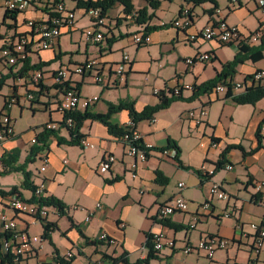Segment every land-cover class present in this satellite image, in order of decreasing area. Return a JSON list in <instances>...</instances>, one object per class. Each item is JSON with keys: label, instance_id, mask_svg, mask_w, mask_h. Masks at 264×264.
<instances>
[{"label": "crops", "instance_id": "1", "mask_svg": "<svg viewBox=\"0 0 264 264\" xmlns=\"http://www.w3.org/2000/svg\"><path fill=\"white\" fill-rule=\"evenodd\" d=\"M64 1L66 7L75 13L74 31L65 29L53 49L31 52L26 61L14 67L0 59V79H5L0 89V114L5 112L10 116L14 130L12 138L0 142V173H3L0 175V210L16 218L19 227L26 228L31 235L44 236L41 221L17 216L7 206V195L1 194V191L9 193L13 187H18L24 199L32 200L34 197L31 190L22 188L23 173L4 163L8 154L14 151L17 152L18 160L15 167L27 165L26 171L32 174L34 185L44 181L48 195L59 199L65 206L64 215L55 207H50L47 221L55 223L58 228L51 233V240L43 239L39 253L23 264H54L57 256L61 257L69 250L76 253L74 264H115L114 260L124 255L127 264H249L254 259L251 255L254 232L251 224H264V204L261 203L264 187L259 193L254 188L257 182L264 183V135L260 132L264 124V98L256 104H238L226 94L217 93L215 88L207 93L204 89H198L218 79L219 75L226 72L225 66L238 54H243L247 60L238 65L232 76L221 77L216 86L219 83H248L255 72L264 69V51L260 60L250 58L253 52H241L243 46L249 49L260 46L246 42L247 37L261 26L258 0H238L237 3L217 0V9L212 14L210 11L214 5L211 3L194 6L185 0H132L133 11L130 15L125 13L123 4L117 3L107 11L111 27L101 29L105 39L100 43H87L84 39L85 30L95 29L86 13L87 9L78 7L79 0ZM152 2H158V8H154ZM3 4L4 0H0V49L15 34L28 30V20L45 18L44 10L35 4L22 13L8 12ZM186 8L191 12L192 24L184 31L174 27L173 23ZM141 9L147 10L145 24L136 22ZM217 10L221 11V15L216 14ZM114 12L115 15H112ZM222 18L229 25L240 26L242 41L230 45L216 41L190 42V35ZM138 33L149 35L151 43L135 45L132 37ZM78 36L85 44L84 51L80 44L78 51H63L62 40L68 38L73 46ZM124 53L130 55L131 62L126 65L127 77L121 86L97 85L89 75L74 77L83 99L99 97L98 101L87 108H80L79 112L107 114L110 105L119 103H133L135 110L142 112L147 107L161 103L154 89L164 90L184 84L194 87V90L184 91L181 99L172 102L168 108L155 113V123L144 120L137 125L136 129L144 143L153 146L146 161L129 156L122 139L113 136L104 124L88 120L81 133L94 147L59 144L56 136L71 139L68 130H61L49 137V149L37 154L35 162L27 163L38 144L32 143V140L43 133V126L63 119L52 104L56 90L50 73L62 66L72 67L90 59H99L103 65L102 74L108 83L112 79V69L120 63ZM203 53H210L212 60L193 64L186 62ZM39 69L45 75L38 87L33 88L27 79ZM29 94L34 95L31 101L25 100ZM12 97L19 101L6 109V102ZM202 108L207 111L205 127L196 126L186 117L188 112ZM24 117H27L26 126L22 127L19 121ZM130 121L128 110L116 112L110 118V122L119 128L125 127ZM213 138L219 145L216 149L211 147ZM170 143L178 146V157L188 169L178 166L174 158L161 154V150ZM259 144L262 148L249 155ZM231 146H241L245 151L236 148L226 154L227 163L233 165L234 169L228 171L223 166L215 175L207 178V172L215 170V164ZM43 154L49 156V165L41 173L40 159ZM109 154L115 155L117 162L108 173L99 174L98 168ZM237 165L241 167L237 169ZM158 172L168 179L166 186L156 181ZM132 173H136L137 178H133ZM114 179L118 180L110 183ZM213 182L220 183L229 198H215L212 209L198 215V208L207 201ZM180 183L185 186L179 188ZM176 196L189 201V211L177 212L167 219H161L160 208ZM98 203L102 204V209L97 208ZM92 211L93 217L87 221ZM227 211L231 214L228 218L224 217ZM197 216L196 226L192 227ZM64 217L67 222L63 220ZM70 218L77 228L72 227ZM238 224L244 225L248 232L246 238H240ZM60 229L65 233L61 234ZM161 232L174 240L176 246L165 247L160 253L154 252L145 262L150 252L147 247L149 237ZM101 233H107L116 240V244L99 241ZM3 234L0 225V236ZM209 235L227 238L231 241L230 247L218 250L213 259L199 251L190 254L184 252L186 246L197 245ZM45 240L49 243L45 244ZM87 241H96V244H88ZM263 256L264 246L255 260L260 263Z\"/></svg>", "mask_w": 264, "mask_h": 264}, {"label": "built area", "instance_id": "2", "mask_svg": "<svg viewBox=\"0 0 264 264\" xmlns=\"http://www.w3.org/2000/svg\"><path fill=\"white\" fill-rule=\"evenodd\" d=\"M233 3H237L238 0H232ZM32 4H35L38 8L44 10L45 18L41 20L30 19L26 22L28 30L20 32L7 40L5 45L0 49V59L3 60L10 67H14L21 62L27 60L28 55L31 52H42L53 49L59 42L61 36L64 34L65 29L74 31L76 28L75 13L66 7L64 0H4V8L11 13H22L26 11ZM258 7L260 11L261 26L258 32H254L247 37L248 44H256L264 35V0H258ZM87 15L93 21L95 29H87L84 31V39L87 43H100L104 41L105 34L101 29L111 27V20L107 13L104 14L101 8H89L86 11ZM217 15H221V11H216ZM191 12L188 8L182 11L180 18L174 21L173 26L180 30H187L192 22L190 20ZM243 33L240 26L229 25L225 20L219 19L212 21L206 27L196 34H192L189 37L190 42L200 41H216L222 45H230L239 43L242 41ZM133 43L137 46H145L151 43V37L146 34H134ZM212 60L210 53H203L198 55L195 59H188V64H193L197 61L205 62ZM131 62L130 55L124 53L122 60L118 63L114 69H112V79L110 82H106L103 76V65L99 59H90L83 64L74 65L72 67L62 66L54 72H51L54 87L56 90V97L53 99V107L59 112L63 119L60 122H48L44 126L47 130H66L74 128L75 121L71 115L78 112L80 108H87L91 104L98 101L99 97H89L83 99L79 90L73 80L75 76L89 75L93 78V81L97 85H105L108 87H117L124 84L127 77L126 65ZM45 72L42 69L35 71L31 74L27 80L33 88L38 87L41 83ZM26 82V81H25ZM264 83V69L255 72L248 83L237 82L232 84L219 83L215 87L217 93H224L227 95L229 90L233 94L244 91L247 87H259ZM194 90V87L189 84L177 85L174 88H166L164 90L154 89V94L161 96L166 95H181L184 91ZM34 95L29 94L25 100H33ZM19 99L14 97L10 98L6 102V109L12 105L18 103ZM5 109V110H6ZM207 116V111L201 109L199 111H190L186 114L187 120L193 122L196 126H201L204 123V118ZM151 123H155L156 119H150ZM129 130L132 131L133 141L142 139L141 134L135 130L133 131L134 124L132 121L126 125ZM125 126V127H126ZM264 135V124L260 131ZM14 136L13 122L10 116L2 112L0 116V142H4ZM129 135L124 137V141L129 143L132 141ZM143 140V139H142ZM213 138L211 141L212 148H218V142ZM32 143H37V138L32 140ZM84 147H94L88 140L84 139L81 143ZM153 149L150 144H145L143 141V148H138L132 144L127 145V154L131 157H136L141 161H146L149 151ZM161 154L164 157L175 158L176 151L174 149L163 148ZM41 173H44L49 165V156L43 154L41 157ZM117 162L115 155H107L98 168L99 174L108 173L112 166ZM224 168L228 171L234 169L233 165L226 164ZM205 171V167L202 168ZM207 175H215V170H210ZM133 178H137L136 173H132ZM184 183L179 184V188H183ZM264 187V183L257 182L254 185L256 192H261ZM35 200H26L21 196L14 195L7 197V206L13 210L17 216L23 215L32 218L34 221H47L50 207L42 204L41 201L50 197L46 183L44 181L35 185V191L33 192ZM223 190L222 185L217 182L211 183L208 192V199L198 208L197 214L200 215L205 211L212 209V201L216 198L218 200H227L229 196ZM264 204V198L261 201ZM102 204L98 203L97 208L102 209ZM189 201L183 197L176 196L173 201L165 204L160 208L159 216L161 219H167L171 215L177 212H188ZM56 208V207H55ZM76 208V207H74ZM58 209V208H56ZM237 211V210H236ZM95 212V211H94ZM238 212V211H237ZM231 214L224 213V217L228 218ZM93 217V211L87 217V221H90ZM198 216L194 219L192 227L196 226ZM0 225L4 232L0 238V264H2L1 257L10 256L17 264H23L35 257V254L39 253L42 249L43 237L31 235L26 228L19 227L18 220L16 218L9 217L4 210H0ZM124 227V225H121ZM238 231H240V238H246L248 232L245 230L243 224H238ZM251 229L254 231L252 235V251L259 256L261 249L264 246V227H260L258 224H251ZM98 240L102 242H108L110 245L116 244V240L109 237L107 233H101L98 236ZM153 251L160 253L165 247L173 248L176 246L174 240L167 237L165 233H156L152 237ZM231 245V241L227 238H223L217 235L206 237L199 241L197 245H188L184 249L186 254H190L193 251L203 252L208 258L213 259L218 250L228 249ZM76 253L74 250L67 251L63 256H59L63 261H55L54 264H74ZM97 264H103L98 262ZM146 264V263H145ZM251 264H260L257 260H253Z\"/></svg>", "mask_w": 264, "mask_h": 264}, {"label": "trees", "instance_id": "3", "mask_svg": "<svg viewBox=\"0 0 264 264\" xmlns=\"http://www.w3.org/2000/svg\"><path fill=\"white\" fill-rule=\"evenodd\" d=\"M188 4H193L194 6H201L205 3H211L214 5V9L211 12V14L217 9V0H185ZM117 3H121L125 6V13L127 15H130L133 11V5H132V0H98V1H93V0H79L78 1V7L79 8H101L105 13H107V11L109 9H112ZM152 6L154 8H158L159 3L158 2H152ZM147 10L146 9H141L138 12V17L136 19V22L138 24H145L147 22ZM147 31H150V28L146 29ZM259 31V30H258ZM256 31V32H258ZM253 33H251L252 35ZM259 44V48L257 49H249L247 46H243L241 48V52L242 53H248V52H253V54L251 55V59L252 60H260L263 58V51H264V35L262 36V38L259 40V42L257 43ZM245 60H247V57L244 56L243 54H238L236 56V58L229 63L228 65L225 66L226 72L222 73L221 75L218 76V79L211 81L209 83H207L206 85H203L200 89H198L199 91L201 89H204L203 91L205 93H207L209 90H212V88L216 87V84L218 82H220L221 77H228V76H232L235 73L236 68L238 67L239 64L243 63ZM43 65V64H41ZM41 67V66H40ZM39 67V68H40ZM5 84V79H0V89L2 88V86H4ZM78 90V88H77ZM198 93H196L194 95L197 96ZM160 97L161 103L158 104L157 106H153V107H147L145 108V110H143L142 112H137L134 108V104L133 103H119L118 105H110L109 106V112L107 114H93V113H89L88 111H85L83 113L81 112H76L73 115H71V117H73L74 121H75V126L74 128H70V129H66L70 132V140H65L61 137L56 136V138H58V142L59 144H69V145H82V141L86 138H84V135L81 133V129L84 126V123L88 120L91 121H97L100 122L102 124H104L109 132L116 137H119L122 139V141L125 143V145L127 146L128 144H132L138 148H143V140L140 139L138 141H133L132 137H133V133L131 130H129V128L126 127H122L119 128L116 125H113L110 122V118L112 116V114L119 112L121 110H128L130 113V118L131 121L134 124L133 127V131L137 130V125L144 121V120H150L153 118L154 114L159 112L160 110L166 109L168 108L172 102H174L175 100H180L182 97L181 95H166L165 93L162 94ZM227 97L228 98H232L235 100L236 103L238 104H256L259 100H261L262 98H264V87L259 86V87H247L244 91L239 92V94H233V92L231 90H229V92L227 93ZM54 99L57 98L56 95L55 97H53ZM53 104V103H52ZM1 116V114H0ZM61 130H47L45 128V126H43V133L38 136L37 138V147L33 150L31 157H29L27 159V163H33L35 162V158L37 156V154H40L43 151H46L47 149H49V144H48V139L51 135H57L58 132H60ZM261 131V128H260ZM126 135H129V137L131 138V140L129 139V141L132 142H128V141H124V137ZM217 141V140H215ZM173 144V145H172ZM168 149H174L176 151V156L174 158V160L176 161V163L178 164V166H180L181 168H185L188 169V167L184 166V164L181 162V160L178 157V154L180 153V150L178 148L177 145H175V143H170V145L167 147ZM240 149L242 151H244V149L241 146H231L228 147L225 152L221 155L220 160L215 164L216 168H215V172H217L218 170L222 169L223 166H225L227 163L226 160V154L229 152L230 149ZM262 148V145L259 144V146L250 151L249 155H253L255 152H257L259 149ZM150 152V151H149ZM245 153V151H244ZM18 160H17V152H10L7 156V158H5L4 163L7 166H10V168L12 166H14L12 169L15 171H20L23 173L24 175V181L22 184V188L23 189H27V190H31L32 192L35 191V185L32 181V174L28 171H26V167L27 165L24 166H16L15 164H17ZM4 173H7L4 172ZM3 173H0V175ZM198 174L200 176L201 173L200 171H198ZM207 178H210L212 176L207 175ZM118 179H114L111 180L110 183L116 182ZM159 184L166 186L168 184V179L160 172L157 173V180H156ZM1 194L3 196L7 195V197L10 196H14V195H18L22 197L21 192L19 191L18 187H13L11 189V191L9 193H5L3 191H1ZM23 198V197H22ZM35 200V196L33 197V199L31 201ZM42 204L51 206V207H56L58 208V210L60 211V213L62 215L65 214V206L62 203V201H60L59 199L50 196L47 199L41 201ZM70 221L72 222V227L73 228H77L76 224L72 221V219L70 218ZM43 226H44V236L43 239H49L51 240V233L54 232L58 227L55 223H50L48 221H43ZM260 227H264V224H260ZM80 234L85 238V235L83 234L82 231H80ZM214 235H209L208 237H211ZM1 238V236H0ZM98 242V241H97ZM102 242V241H101ZM232 242H235V240H233ZM88 244H96V241H87ZM147 247L150 249L149 252V256L148 259L145 261H149V258L152 257L154 251H153V244H152V237H149L148 239V243H147ZM57 261H63L61 258H59V256H57ZM1 261L2 264H17L12 257L8 256H3L1 257ZM115 264H118L119 262H123L125 264H127V260L125 258V255L123 258L121 259H116L114 260ZM253 261L251 260L249 264H251Z\"/></svg>", "mask_w": 264, "mask_h": 264}, {"label": "rangeland", "instance_id": "4", "mask_svg": "<svg viewBox=\"0 0 264 264\" xmlns=\"http://www.w3.org/2000/svg\"><path fill=\"white\" fill-rule=\"evenodd\" d=\"M112 15H115V12L114 13H112ZM76 39V41H75V44L72 46L71 45V43H70V40L68 39V38H64L63 40H62V49H63V51H75V50H77L78 51V48H79V44L82 46V52L84 51V49H85V44L83 43V41L81 40V36H78V38H75ZM79 54V53H78ZM68 63V59H66V64ZM20 118L18 117V120H19ZM26 119H27V117H24L23 118V120H20L19 121V124L22 126V127H25L26 126ZM205 124L206 123H203L201 126L202 127H205ZM200 136L201 137H203V135L202 134H200ZM209 137H211V135L209 136ZM216 149V148H215ZM241 166L240 165H237L236 166V168L237 169H239ZM220 173H225L224 171H220ZM228 196V195H227ZM202 204H203V202H202ZM228 212V211H227ZM63 220H65L66 222H67V218L66 217H64L63 218ZM60 231H61V234H64L65 232L62 230V229H60ZM57 233H58V236L59 237H61L60 236V232L57 230ZM57 239V238H56ZM44 243L45 244H47V243H49V241L48 240H45L44 241ZM252 256H253V260H255L256 258H257V255L255 254V253H252L251 254ZM261 261L262 262H260V264H264L263 262H264V256L261 258ZM233 264V263H232Z\"/></svg>", "mask_w": 264, "mask_h": 264}]
</instances>
